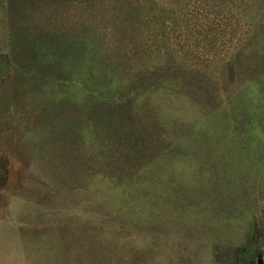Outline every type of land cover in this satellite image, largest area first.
Here are the masks:
<instances>
[{
  "label": "rangeland",
  "instance_id": "obj_1",
  "mask_svg": "<svg viewBox=\"0 0 264 264\" xmlns=\"http://www.w3.org/2000/svg\"><path fill=\"white\" fill-rule=\"evenodd\" d=\"M1 154L0 264H264V0H0Z\"/></svg>",
  "mask_w": 264,
  "mask_h": 264
},
{
  "label": "trees",
  "instance_id": "obj_2",
  "mask_svg": "<svg viewBox=\"0 0 264 264\" xmlns=\"http://www.w3.org/2000/svg\"><path fill=\"white\" fill-rule=\"evenodd\" d=\"M0 186H2L5 182L7 167H6V158L3 154H1V163H0Z\"/></svg>",
  "mask_w": 264,
  "mask_h": 264
},
{
  "label": "water",
  "instance_id": "obj_3",
  "mask_svg": "<svg viewBox=\"0 0 264 264\" xmlns=\"http://www.w3.org/2000/svg\"><path fill=\"white\" fill-rule=\"evenodd\" d=\"M261 263H262V261H261L259 255H258V257H257V259H256V264H261Z\"/></svg>",
  "mask_w": 264,
  "mask_h": 264
}]
</instances>
